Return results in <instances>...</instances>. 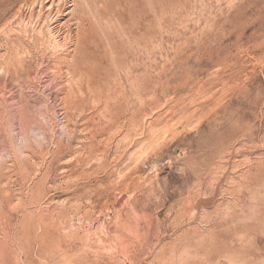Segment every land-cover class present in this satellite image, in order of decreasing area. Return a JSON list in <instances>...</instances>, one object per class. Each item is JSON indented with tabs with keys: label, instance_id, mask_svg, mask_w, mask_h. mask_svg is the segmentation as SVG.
I'll return each mask as SVG.
<instances>
[{
	"label": "rangeland",
	"instance_id": "1",
	"mask_svg": "<svg viewBox=\"0 0 264 264\" xmlns=\"http://www.w3.org/2000/svg\"><path fill=\"white\" fill-rule=\"evenodd\" d=\"M2 53L0 264H264V0H0Z\"/></svg>",
	"mask_w": 264,
	"mask_h": 264
},
{
	"label": "bare ground",
	"instance_id": "2",
	"mask_svg": "<svg viewBox=\"0 0 264 264\" xmlns=\"http://www.w3.org/2000/svg\"><path fill=\"white\" fill-rule=\"evenodd\" d=\"M52 2V1H51ZM59 2V1H58ZM32 5V4H31ZM49 6V5H48ZM66 7V6H65ZM60 9V8H59ZM59 9H58V11L57 12H59ZM63 9H64V6H63ZM44 10V9H43ZM42 10V11H43ZM51 10V9H50ZM61 10V13H63V12H65L66 11V9H64L63 11H62V9H60ZM50 12V11H49ZM43 13V15H42V20H40V22H38V25L37 26H35V29H34V31H33V33L34 34H36V36L38 37V38H43V33H44V27H45V23H46V21H47V19L50 17V20H51V18H52V15H54V13L53 12H50V13ZM55 12V11H54ZM35 13V12H34ZM41 14H42V12H40ZM37 14V13H36ZM39 15V14H38ZM58 15V14H57ZM61 14H59V16H60ZM17 16V15H16ZM19 18H17L18 20H16V22H14L13 24H12V28H19V29H21L22 30V28L23 27H20V25H22V23H26L25 25V27H24V30H25V32L24 33H27L26 31L27 30H29V26H28V24H27V22H29L28 20L29 19H31L32 17H33V14L31 13V14H28V13H25V12H21V14H20V16H18ZM37 17V16H36ZM41 16H39V18H40ZM63 18V17H62ZM53 20V19H52ZM55 20V19H54ZM33 21V20H32ZM51 22H53V21H51ZM52 24V26L50 27V29H51V31L52 32H54L56 35H57V33H61L62 32V28L60 27V25H59V22H55V23H51ZM50 24V25H51ZM47 26H48V24H47ZM63 31H65V30H63ZM68 32H71L72 33V31H68ZM22 33V32H21ZM65 33V32H64ZM67 34V33H66ZM63 35V34H62ZM67 35H69V37H70V34H67ZM64 36V35H63ZM57 38H59L58 37V35L56 36ZM56 37H55V41H56ZM68 37V36H67ZM73 37V36H72ZM64 38H66V37H64ZM70 39H72V38H70ZM64 40V39H63ZM62 40V41H63ZM65 40H69L68 38H66ZM45 41V40H44ZM59 40H57V42H58ZM56 42V43H57ZM73 43V42H72ZM59 44V43H58ZM72 49V48H71ZM1 55H3V53L2 54H0V56ZM1 58H2V56H1Z\"/></svg>",
	"mask_w": 264,
	"mask_h": 264
}]
</instances>
